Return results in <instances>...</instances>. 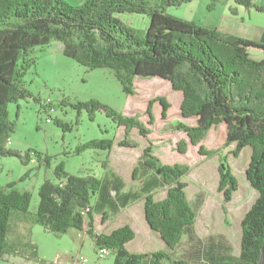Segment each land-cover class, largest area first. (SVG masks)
I'll return each mask as SVG.
<instances>
[{
    "label": "trees",
    "instance_id": "16d2710c",
    "mask_svg": "<svg viewBox=\"0 0 264 264\" xmlns=\"http://www.w3.org/2000/svg\"><path fill=\"white\" fill-rule=\"evenodd\" d=\"M193 0H84L72 4L66 0H0V156L18 157L28 163L30 153L7 148L15 122L10 119L11 102L33 97L25 80L26 73L36 65L34 50L53 40L62 41L63 52L88 68H107L114 71L122 91L133 94L138 77H159L183 93V118L195 117L188 125L182 120L173 128L186 132L192 143L199 145L212 127L227 123V139L223 147L208 149L200 145L206 156L219 155L220 185L223 205L230 202L239 182L232 172L224 147L234 144L233 156L250 147L251 161L247 178L258 192L243 217L240 256L228 255L225 264H264V56L253 58L250 48L261 49L258 40L208 28L194 20L175 16L168 7L180 6ZM209 11L225 0H208ZM232 15H238V6L254 7L264 11L255 0H232ZM140 13L149 17L150 24L143 35L128 26L119 13ZM163 114L168 103L161 98ZM91 116L104 110L117 125L127 131L136 127L147 136L150 129L139 116H128L98 100L80 102ZM150 108L148 109V112ZM56 122L70 127L60 119ZM114 140L93 139L82 150L104 149L109 152ZM121 146L136 143L122 140ZM181 153L187 145L178 143ZM79 150V148H78ZM77 150V151H78ZM76 151V152H77ZM151 141L144 149L135 179L140 172L150 171L160 176L167 187V196L155 200L145 193V216L150 227L159 232L166 242L165 250L133 253L126 243L135 238L130 225L114 229L109 234L95 231L94 197L102 188L103 179L93 174H73L64 163L54 167L55 179H45L39 187L37 210L29 211L31 192L20 190L16 182L0 187V264L6 256L38 259V247L31 238V226L41 224L57 236L74 230L79 236L87 233L95 246L108 247L115 253L113 264H189L175 253L183 238L193 229L197 209L186 193L188 164H166L155 153ZM39 158L42 157L40 153ZM44 159L50 164L51 157Z\"/></svg>",
    "mask_w": 264,
    "mask_h": 264
},
{
    "label": "rangeland",
    "instance_id": "374dc122",
    "mask_svg": "<svg viewBox=\"0 0 264 264\" xmlns=\"http://www.w3.org/2000/svg\"><path fill=\"white\" fill-rule=\"evenodd\" d=\"M66 1L72 4L83 2V0ZM208 2V0H193L180 6H169L168 12L186 20L197 21L201 25H210L213 18L218 19L223 13H227L230 5L235 6L232 0H225L216 6L215 11H209ZM240 10L241 15L248 20L250 15L247 9L241 7ZM117 16L134 28L139 35H143L150 24L149 17L145 14L124 12ZM251 18L252 23H257L260 19L264 20V14L254 11ZM249 52L256 59H262L264 56L258 48H250ZM34 55L36 65L25 76L33 97L21 99L16 103L11 102L8 106L10 119L14 120L16 125L14 132H10L7 148L21 153L28 151L31 159L28 163H24L13 155L0 156V187L12 181L17 183L18 189L31 192L29 211L33 213L38 206L39 187L45 179H55L53 170L56 164L64 163L67 171L84 175L88 167L97 170L102 162H107L105 154L108 156L109 152L104 149H81L87 141L113 138V146L124 149L127 146H121L120 142L129 140L136 143L135 146L128 147L134 150L138 149L142 142H147L148 145L151 141L153 146L157 145L156 148L161 151H163L161 146H166L167 151L169 149L173 151L166 153H170L174 159L181 160L174 163L191 166L186 180L184 179L188 184L187 191L193 195L200 189L206 198L205 208L196 218L198 231L200 233H206L208 230L227 231L233 244L239 246L242 236L241 219L259 195L246 174L252 155L250 147H246L238 156L232 154L234 144L222 150V153L227 155L232 172L239 182L232 200L225 204L226 208H224V195L218 188L220 157L218 154L206 156L200 152V145L212 150L223 147L227 139V128L224 124L212 127L199 145L194 144L186 132L173 128V124L181 120L188 125H194L195 122L194 119H184L178 115L181 112L183 93L175 90L168 80L137 76L134 80L135 92L127 94L122 91V85L112 69L92 70L77 63L64 54L62 41L53 40L48 45L39 46L34 50ZM161 98L169 105L165 115L163 114L165 105L161 102ZM90 100L106 103L128 116H139L140 122L149 128L150 132L145 136L136 127L127 131L125 126L117 125L111 117H108L104 110H98L91 116L87 109L76 106L80 102ZM128 101H132L130 108L127 106ZM56 119L68 123L70 127L60 126ZM180 142L187 145L185 153H181L178 149ZM33 152L40 153L42 157L39 158L38 154ZM46 155L51 157L50 164L44 159ZM217 160L218 164L214 167L212 161ZM136 167H133V172ZM215 171L219 175L218 180H215L212 174V172L216 173ZM221 204L223 208L221 207L219 215H216L214 206ZM207 206L210 207L206 208ZM211 209L214 213L213 220L206 223L205 215ZM138 230L142 235L141 226ZM85 237L89 236L86 234L77 237L76 231L72 229L57 236L46 231L41 224H34L31 226V238L37 244L38 259L26 260L21 256L7 255L2 264H67L79 252L86 255L88 264H113L115 253L112 250L106 258L99 260L95 241L91 237L81 245Z\"/></svg>",
    "mask_w": 264,
    "mask_h": 264
},
{
    "label": "crops",
    "instance_id": "0c3cea01",
    "mask_svg": "<svg viewBox=\"0 0 264 264\" xmlns=\"http://www.w3.org/2000/svg\"><path fill=\"white\" fill-rule=\"evenodd\" d=\"M255 1L257 5L264 7V0ZM241 7H238V15H232L230 11H227V13H223L220 18H213L210 25L203 26L216 28L221 32L245 37L246 39L262 41L264 43V20L260 19L257 23L251 22L252 13L254 11L263 14L264 11L257 10L254 7H250L249 9L245 7L250 15L247 20L240 13ZM128 103L129 105L127 106L130 108L132 106V101H128ZM178 115L183 117L181 112ZM179 116L178 118H180ZM188 119H194L193 121L195 123L197 122L195 117ZM220 124H224L227 128V123L223 122ZM146 146L147 142H142L139 148L137 147L138 149L135 150L128 147L120 149L113 146L111 151H109L108 156L105 154L107 162H102L97 170L88 167L86 171H84L103 179L102 188L94 197L96 209L103 208L94 214L95 231L108 234L117 227L120 228L126 224L131 225L135 230L136 235L134 239L126 243V247L133 253H149L162 249L165 250L167 248L166 242L163 240L161 234L153 230L146 220L144 205V196L146 192L152 193L155 200H161L167 196V187L163 184L164 182L160 176L154 175L148 170L141 171L139 178L137 179H135L133 175V167L138 166ZM156 147L157 145L155 146L154 153L166 164H172L179 160V158L174 159V157L171 156L170 153L173 151H170V149L167 151L166 146L160 147L163 151ZM166 152L170 153L168 154ZM212 162L214 167H216L218 160ZM208 171L210 173V170ZM212 174L215 180L219 179L217 172H212ZM187 189L188 184L186 186L188 200L197 209L198 215L196 218H198V216L202 214L206 205L204 192L199 189L198 191H195L193 195H190ZM208 207L210 206H207L206 208ZM214 207L215 214L219 215L220 210L223 208L222 204L215 205ZM212 210L213 209L209 210L205 215L206 223L207 221L210 223L211 220H213L214 213ZM197 225L198 222L196 220L193 229L183 238L182 243L179 246H176L174 250L181 260L187 261L189 264H225L224 262L228 255L231 254L235 257L240 256L241 241L239 246L236 247L227 231L217 230L212 232L208 230L206 233H200ZM140 226L142 227V235L139 234L138 230ZM86 234L87 233L83 235ZM78 236L77 233V237ZM87 236L89 235L87 234ZM88 238L85 237L82 239L81 245H83Z\"/></svg>",
    "mask_w": 264,
    "mask_h": 264
},
{
    "label": "built area",
    "instance_id": "2783aa9c",
    "mask_svg": "<svg viewBox=\"0 0 264 264\" xmlns=\"http://www.w3.org/2000/svg\"><path fill=\"white\" fill-rule=\"evenodd\" d=\"M97 248V255L98 259L102 260L106 258V256L110 253L111 249L108 247H96ZM67 264H88V259L86 258V255L81 254L80 252L72 258Z\"/></svg>",
    "mask_w": 264,
    "mask_h": 264
}]
</instances>
